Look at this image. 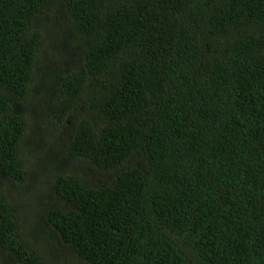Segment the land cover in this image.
<instances>
[{
    "label": "trees",
    "instance_id": "trees-1",
    "mask_svg": "<svg viewBox=\"0 0 264 264\" xmlns=\"http://www.w3.org/2000/svg\"><path fill=\"white\" fill-rule=\"evenodd\" d=\"M0 264H264V0H0Z\"/></svg>",
    "mask_w": 264,
    "mask_h": 264
}]
</instances>
